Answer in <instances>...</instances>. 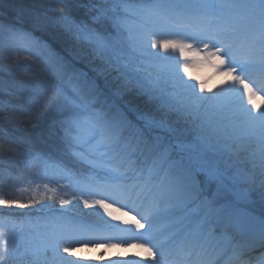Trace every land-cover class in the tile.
I'll return each mask as SVG.
<instances>
[{
    "label": "snow or ice",
    "instance_id": "snow-or-ice-1",
    "mask_svg": "<svg viewBox=\"0 0 264 264\" xmlns=\"http://www.w3.org/2000/svg\"><path fill=\"white\" fill-rule=\"evenodd\" d=\"M61 2L68 10L59 15L33 12L32 30L0 23V50L23 45L25 59L45 65L44 78L0 80V92L50 110L38 138L54 141L53 152L40 153L29 137L0 129L2 162L32 156L81 196L126 197L144 220L133 218L135 228L147 225L140 235L154 242L152 264H264V108L250 107L264 93V0ZM37 30L67 35L73 47L57 51ZM161 48L180 56H161ZM199 65L231 82L206 92V81L185 76ZM15 112L34 116L6 102L0 123L16 121ZM9 177L0 172V181ZM49 191L60 208L43 203ZM81 196L72 203L46 190L27 202L0 198L6 216L32 209L46 225L39 234H0V264H93L72 258L82 241L65 226L81 203L109 217L112 204Z\"/></svg>",
    "mask_w": 264,
    "mask_h": 264
},
{
    "label": "rangeland",
    "instance_id": "rangeland-1",
    "mask_svg": "<svg viewBox=\"0 0 264 264\" xmlns=\"http://www.w3.org/2000/svg\"><path fill=\"white\" fill-rule=\"evenodd\" d=\"M26 31V30H25ZM157 39H172L174 37H169L166 35H161L156 37ZM161 56H174L178 57L180 54L178 52H173L172 50H168L167 52L164 49H160ZM8 57V56H7ZM28 65V63H26ZM186 78H190L193 81L204 80L206 81L205 90H211L213 92L218 89L225 87L228 83L231 82V77L225 76L223 73H216L214 69L210 68L208 65H199L190 67L185 73ZM255 90V88L253 89ZM15 103L20 104V98L15 96ZM246 102V98H245ZM254 110L264 108V93L258 92L256 96L253 97V105ZM41 168L34 167L30 169L27 174H21L14 178L12 183L10 184V191L6 192L4 198L7 194H11V199L20 200L23 202H27L29 198L34 194V191L44 192L46 190H54L56 192L57 197H62L65 200L71 201L75 203L76 197L81 196V193L78 191H74L71 186V180L68 178H61L59 175H54L52 173H46L43 160L39 161ZM30 165H32L30 163ZM47 186V188L45 187ZM51 192L49 191V199L43 201V203H59V199L53 200L50 198ZM87 198L91 203L95 199H100V196H93L85 193L81 196V199ZM108 201V200H107ZM59 206L61 207L60 203ZM57 206V208H60ZM39 203L34 205V209H39ZM71 207V205H69ZM116 208L110 209L113 212V216L109 217L106 213H104L103 209L97 208H84L81 203L79 206V210H73L72 216L75 217L74 223L70 226H65L69 230L73 232V239L75 241H82V243H75L74 248H81L88 246V243L84 241L85 245H83L82 234L83 226L82 220L83 217L91 218L97 220L99 224L104 227L105 234L111 235L108 241L105 242H90L92 243L93 248L98 251L95 255L84 253L79 258L93 262V264H112L114 261L119 262H127V264H133V262H138V264H142L140 261L142 257L150 256L147 252V246L142 243L133 244L128 237L124 236L125 233L120 234V231H126L125 228H128V232H140L143 230H138L134 226V221L132 218H135V214H132L127 209L125 210L122 206H114ZM6 209L1 211L5 212ZM16 213H29L32 212V215H14L6 216L1 215L0 213V234L7 235L12 231L19 233L21 230L28 232L31 231L34 234L43 233L46 230L45 222L41 219L42 214L38 211L33 212L32 209H14ZM86 214V215H85ZM123 214V215H121ZM128 217L130 219H128ZM136 219V218H135ZM105 221L108 223L105 224ZM127 221V223H125ZM8 224L9 226H5ZM110 225H116L117 227H110ZM146 227V226H145ZM115 236L117 238H112ZM128 238V239H126ZM126 239V245L122 246L118 243L123 242ZM125 242V240H124ZM129 244V245H128ZM118 245L122 246L129 251L119 252ZM120 250V249H119ZM125 250V249H124ZM67 255V254H65ZM77 258V257H76Z\"/></svg>",
    "mask_w": 264,
    "mask_h": 264
},
{
    "label": "trees",
    "instance_id": "trees-1",
    "mask_svg": "<svg viewBox=\"0 0 264 264\" xmlns=\"http://www.w3.org/2000/svg\"><path fill=\"white\" fill-rule=\"evenodd\" d=\"M68 7L74 8V5L69 4ZM68 8L61 0H6V3L0 8V23L25 26L30 29L34 28L32 13L35 11H47L49 15H59L62 11H67ZM84 9H79V14L83 15ZM36 34L42 36L49 44H51L57 51L61 49H71L73 47V41L67 35H63L60 32H43L37 30ZM14 47L11 51L0 50V68H19V71L9 75L6 71H0V80L8 82H21L27 81L30 77L44 78L45 65L40 60H36L35 57L31 59H25L30 56L29 53L20 52ZM8 56V57H7ZM23 59V61H22ZM35 61V62H34ZM28 63V65L26 64ZM11 93L15 92V89L10 90ZM15 94H9L8 92H0V108L3 104L10 102L14 106L26 107L28 111L33 112L34 116L29 117L22 112H15L13 115L17 118L16 121H8L0 123V129L3 131L15 134L24 135L32 140L34 150L40 153L53 152L54 141L38 138V133L45 127L46 122L51 118L52 113L50 110H41L37 112V109L32 107L27 97L20 98V104L15 103ZM23 152V149L19 150ZM3 157L0 155V172L5 169L10 173V177L6 183L0 181V198H4L6 192L10 191V184L15 177L21 174H27L31 168H34L39 159H34L32 156L25 158L20 156L18 159L7 162L5 165ZM33 164V167H28V163ZM23 172V173H22ZM11 194H7L5 198H11Z\"/></svg>",
    "mask_w": 264,
    "mask_h": 264
},
{
    "label": "bare ground",
    "instance_id": "bare-ground-1",
    "mask_svg": "<svg viewBox=\"0 0 264 264\" xmlns=\"http://www.w3.org/2000/svg\"><path fill=\"white\" fill-rule=\"evenodd\" d=\"M119 252H125V251H129L128 249L124 248H120V250H118ZM84 253H89L92 255H95L96 253H98V251L96 249L93 248L92 243H88V246H83L81 248H74L72 249V258H79L82 254ZM154 258L152 256H146V257H142V259L140 260L142 262V264H152Z\"/></svg>",
    "mask_w": 264,
    "mask_h": 264
}]
</instances>
